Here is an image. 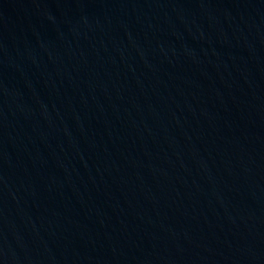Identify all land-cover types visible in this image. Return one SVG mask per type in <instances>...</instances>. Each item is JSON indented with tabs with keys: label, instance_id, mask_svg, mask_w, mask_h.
Segmentation results:
<instances>
[{
	"label": "water",
	"instance_id": "obj_1",
	"mask_svg": "<svg viewBox=\"0 0 264 264\" xmlns=\"http://www.w3.org/2000/svg\"><path fill=\"white\" fill-rule=\"evenodd\" d=\"M0 264H264V0H0Z\"/></svg>",
	"mask_w": 264,
	"mask_h": 264
}]
</instances>
